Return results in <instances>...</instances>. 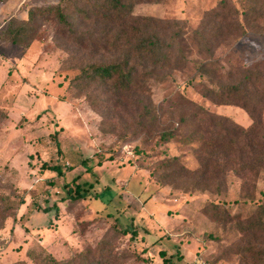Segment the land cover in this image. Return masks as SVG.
<instances>
[{"label":"rangeland","instance_id":"1","mask_svg":"<svg viewBox=\"0 0 264 264\" xmlns=\"http://www.w3.org/2000/svg\"><path fill=\"white\" fill-rule=\"evenodd\" d=\"M130 1L133 16L176 21L168 32L181 34L170 62L149 65L155 77L120 97L104 85L71 83L83 66L121 59L120 48L104 43L116 27L92 13L103 0H0V34L8 19H26L34 7L58 4L69 22L38 16L27 48L0 40V194L24 199L0 229V264H48L38 245L57 260L77 257L75 264H89L79 256L88 249L89 259H101L100 248L112 254L106 264H191L198 257L207 264H264V230L249 231L251 223L264 225V173H247L243 159L204 190L186 177L160 182L157 172L174 156L199 167L194 145L181 138L198 121L201 134L218 131L206 117L202 122L201 109L251 125L244 109L218 105L203 92L234 84L264 63V0H227L236 24L212 45L200 34L210 33L206 23L220 0ZM254 4L263 7L261 17L244 18L242 10ZM201 63L216 73L200 72ZM163 130L174 137L161 141ZM78 182L89 194L64 200L67 184ZM130 222L138 230L133 238L120 230Z\"/></svg>","mask_w":264,"mask_h":264},{"label":"trees","instance_id":"2","mask_svg":"<svg viewBox=\"0 0 264 264\" xmlns=\"http://www.w3.org/2000/svg\"><path fill=\"white\" fill-rule=\"evenodd\" d=\"M256 2V0H249ZM257 9H256V8ZM98 10H93V16L97 19H105L112 28L117 31H111L105 36L104 43L106 46L111 45L114 49H121L119 54L120 60L110 62L90 63L83 66L80 73L75 75L71 83L74 88L85 89L88 85L96 83L116 90L120 97H125L128 92L142 88L144 82L155 77L154 72L150 69L157 67L158 64L166 66L171 60L170 50L173 46L174 39L181 34L180 30L171 32L170 24L175 26L179 23L168 22L155 19L150 16H133L132 4L130 0H103L98 6ZM263 7L258 8L256 4L250 8L242 10L244 18L251 15L261 17ZM237 10L228 6L227 0H220L212 12V17L208 19L206 25H209L210 33L203 36L205 31L200 35L208 45L222 35H228L234 27V18ZM84 14V13H82ZM38 16L49 18L55 17L58 22L68 25V19L63 8L58 4L47 7H34L27 13L26 19L11 17L7 21L5 30L0 34V40L7 41L22 47H29L35 39V21ZM85 17L91 18V14ZM209 38H213L212 40ZM212 51V50H211ZM199 71L204 74L216 73L214 69L207 67V63L199 65ZM203 96L210 98L214 103L221 105H236L244 109L250 116L252 123L247 128H242L234 123L227 116L215 115L204 109L200 110L202 122L204 117L209 124L218 127V131L207 137L201 134V128L204 123L197 122L190 128V134L184 135L182 141L194 145V155L199 162L197 169H190L183 166L179 161V156H174L163 160L157 169L160 174L158 180L163 183L177 181L181 177L191 179L194 187L204 190H213V181L223 174L224 169L229 165H234L243 159L248 161L242 164L247 173L254 176L260 172L264 173V128L261 124V111L264 107V63L256 64L247 73H244L234 84L220 85L217 89L206 88ZM206 133L210 131L205 130ZM174 137L171 131H162L159 134L161 141L167 142ZM42 167L61 174L59 166ZM239 167L238 169H240ZM239 173V170H233ZM223 179L220 178L219 182ZM86 182H78L72 189L67 184V197L64 200L76 201L83 199L89 194V188L85 186ZM216 190L219 189L215 187ZM0 229L3 221L8 216H13L12 211L24 203L22 197L15 198L11 194H0ZM55 215L57 207L53 204ZM44 211L47 212L46 208ZM10 212V213H9ZM118 212V211H117ZM8 213V214H7ZM115 212H107V215L113 214L115 219H119ZM256 222L250 224L252 232L264 230L263 226H255ZM122 234H130V238L138 234V230L130 222L121 228ZM40 251H45V258L48 264H75L77 257L67 260H57L53 255L45 250L42 245H38ZM31 248L26 251L27 256H31ZM253 252L252 247L248 248ZM88 256L79 254L84 257L89 264H106L107 257L111 253H106L104 248H100L99 256L101 259H89L94 254V250L88 249ZM83 260V261H84Z\"/></svg>","mask_w":264,"mask_h":264},{"label":"built area","instance_id":"3","mask_svg":"<svg viewBox=\"0 0 264 264\" xmlns=\"http://www.w3.org/2000/svg\"><path fill=\"white\" fill-rule=\"evenodd\" d=\"M191 264H207L206 262H205V260H203L202 258H195L192 262H191Z\"/></svg>","mask_w":264,"mask_h":264}]
</instances>
